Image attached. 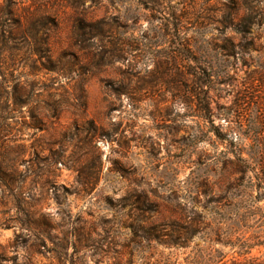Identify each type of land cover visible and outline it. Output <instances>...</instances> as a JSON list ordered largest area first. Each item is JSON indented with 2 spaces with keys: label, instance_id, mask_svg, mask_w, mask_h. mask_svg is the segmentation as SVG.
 Masks as SVG:
<instances>
[{
  "label": "rangeland",
  "instance_id": "1",
  "mask_svg": "<svg viewBox=\"0 0 264 264\" xmlns=\"http://www.w3.org/2000/svg\"><path fill=\"white\" fill-rule=\"evenodd\" d=\"M258 116L264 0H0V264L264 260Z\"/></svg>",
  "mask_w": 264,
  "mask_h": 264
},
{
  "label": "trees",
  "instance_id": "2",
  "mask_svg": "<svg viewBox=\"0 0 264 264\" xmlns=\"http://www.w3.org/2000/svg\"><path fill=\"white\" fill-rule=\"evenodd\" d=\"M93 31L92 36H101L104 29L101 25L98 23H92L90 27ZM197 92V91H195ZM254 130L256 133V141H257V150L252 158L255 165H256V176L258 179V186L261 187V184L264 185V116L263 117H256L254 121ZM240 162L242 163V168L240 172L245 173L248 170V166L246 164L245 159H240ZM254 167H252V170L254 171ZM255 172V171H254ZM261 200H264V193L257 195L253 199L254 203H257ZM194 234V230L192 226L187 225H179L176 224V226L169 232V233H162L160 237H166L162 243L166 245L167 247H175V248H183L186 247V242L189 240V237ZM158 237V238H160ZM161 239V238H160ZM150 240V239H149ZM247 248L251 249L252 245H242L241 248ZM248 253L247 251L241 253L245 254ZM222 259H220L221 261ZM187 264H217L214 263V261H211V259L201 260V261H194V262H188ZM249 264H264V260L260 261L258 258L249 260Z\"/></svg>",
  "mask_w": 264,
  "mask_h": 264
}]
</instances>
